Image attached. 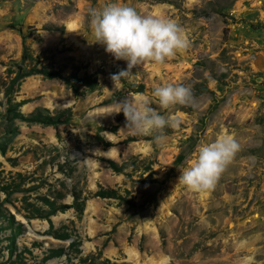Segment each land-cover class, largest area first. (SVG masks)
Returning a JSON list of instances; mask_svg holds the SVG:
<instances>
[{
  "label": "rangeland",
  "instance_id": "374dc122",
  "mask_svg": "<svg viewBox=\"0 0 264 264\" xmlns=\"http://www.w3.org/2000/svg\"><path fill=\"white\" fill-rule=\"evenodd\" d=\"M107 2L0 0V264H264V0H123L190 41L131 69L89 41ZM161 82L192 104L161 109ZM140 95L179 118L161 142L117 119ZM221 129L238 151L189 190L180 169Z\"/></svg>",
  "mask_w": 264,
  "mask_h": 264
},
{
  "label": "clouds",
  "instance_id": "9594fccd",
  "mask_svg": "<svg viewBox=\"0 0 264 264\" xmlns=\"http://www.w3.org/2000/svg\"><path fill=\"white\" fill-rule=\"evenodd\" d=\"M67 31H75L65 28ZM90 30L93 39L104 45V50L115 59L127 62V68L143 60L156 63L174 56L189 46L184 30L169 17L141 15L123 0H108L100 8L90 9ZM122 70L117 76L123 75ZM151 96L161 109L172 105H190L193 102L190 87L180 83L161 82L153 86ZM125 125L135 135H151L155 142L163 140L165 127L175 128L179 118L162 114L152 107L148 96L125 100L121 109ZM239 149L234 135L221 129L215 139L198 146L196 157L180 169L179 181L191 191L211 190ZM154 264H170V257L161 253ZM243 264H248L244 258Z\"/></svg>",
  "mask_w": 264,
  "mask_h": 264
},
{
  "label": "trees",
  "instance_id": "16d2710c",
  "mask_svg": "<svg viewBox=\"0 0 264 264\" xmlns=\"http://www.w3.org/2000/svg\"><path fill=\"white\" fill-rule=\"evenodd\" d=\"M26 55V54H25ZM45 73H47V72H45ZM14 79H16V77H13L12 79H11V82L14 80ZM70 87L72 88V90L75 92V94H78V84L77 83H74V82H72V83H70ZM122 112H119L118 113V115H117V119H120V115L122 116ZM44 118H46V121H44V122H46V123H52V124H54V123H60V122H62V120H60V118L58 117V116H55V117H52V116H48V115H46ZM31 119H33V120H36L37 119V114L36 115H34V116H32V118Z\"/></svg>",
  "mask_w": 264,
  "mask_h": 264
}]
</instances>
